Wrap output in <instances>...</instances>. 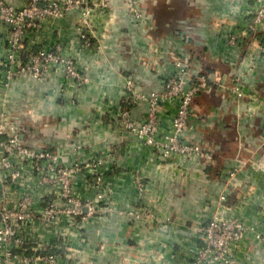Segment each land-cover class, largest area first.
<instances>
[{"label":"crops","instance_id":"crops-1","mask_svg":"<svg viewBox=\"0 0 264 264\" xmlns=\"http://www.w3.org/2000/svg\"><path fill=\"white\" fill-rule=\"evenodd\" d=\"M84 1L63 17L43 19L26 35L28 43L57 45L73 58L87 79L82 88L60 71L42 82L21 76L4 87L0 68V112L20 130L24 143L58 150L67 162H100L95 168L103 189L79 178L76 191L84 200L103 193L99 202L109 210L71 229L73 248L60 264H184L200 242L195 225L214 212L229 215L232 208L253 228L241 239L239 253L262 264L264 239L255 231L264 232V53L258 48L263 30L240 34L254 0H136L138 21L124 0ZM86 5L93 6L89 18L100 48L82 47L78 37L77 19ZM2 30L0 59L6 45ZM233 33L236 41L230 43ZM172 50L191 55V79L200 73L208 77V88L192 101L188 131L210 152L208 161L198 156L164 160L115 122L126 77L141 92L162 90ZM161 104L160 127L168 129L177 99ZM146 111L145 101L131 108L136 118ZM75 142L77 149L71 146ZM233 165L238 171L226 179L222 172ZM66 226L63 219L57 227ZM55 228L39 230L46 245L55 241Z\"/></svg>","mask_w":264,"mask_h":264},{"label":"built area","instance_id":"built-area-1","mask_svg":"<svg viewBox=\"0 0 264 264\" xmlns=\"http://www.w3.org/2000/svg\"><path fill=\"white\" fill-rule=\"evenodd\" d=\"M84 2L23 0V4L16 7L8 0H0V26L6 43L0 59L4 87L25 75L42 82L56 71L63 73L77 89L84 86L86 77L77 69L73 58L62 54L59 46L38 47L26 41L29 29L37 27L44 18L63 17L81 3L86 4ZM254 3L247 27L240 34L261 27L263 34L258 48L264 53V0H254ZM123 4L132 19L141 20L136 0H124ZM92 7L86 5L80 13L77 33L82 47L100 48L89 18ZM228 41H236L235 33ZM169 53L172 69L162 90L141 92L133 80L126 77L122 100L114 107L115 122L164 160L198 156L208 161L210 152L193 142L188 133L189 119L194 114L192 101L200 91L208 88V77L200 73L191 79V64L194 63L191 55L181 50ZM214 79L219 78L214 76ZM232 88L237 97H242L237 85ZM170 98H176L177 105L170 126L163 129L160 127L161 101ZM144 101L147 103L144 116L133 117L131 108ZM20 135V130L9 123L4 112H0V264H60V261L69 259V251L73 248L69 242L71 229H78L94 214L109 210L99 202L103 193L97 192L94 200H84L76 191L79 178L88 186L103 189L104 180L95 168L100 162H67L65 155L58 150L44 145L28 146ZM79 146L78 143L72 147L77 149ZM237 171L238 167L233 165L222 175L232 179ZM219 199L225 200V196ZM237 209L232 208L229 215L211 213L195 225L200 242L188 253L184 264H256L239 253L241 239L247 230L253 228L248 225L245 214ZM63 219L67 226L58 228ZM54 226L56 239L49 246L40 239L39 230L49 231ZM255 237L264 239V232L255 231Z\"/></svg>","mask_w":264,"mask_h":264},{"label":"rangeland","instance_id":"rangeland-1","mask_svg":"<svg viewBox=\"0 0 264 264\" xmlns=\"http://www.w3.org/2000/svg\"><path fill=\"white\" fill-rule=\"evenodd\" d=\"M49 18H50V16H49ZM44 19H46V18H44ZM108 115H109V114H108ZM75 144H77V142L72 143L71 146H75ZM94 215H96V214H94ZM94 215H93V216H94Z\"/></svg>","mask_w":264,"mask_h":264},{"label":"trees","instance_id":"trees-1","mask_svg":"<svg viewBox=\"0 0 264 264\" xmlns=\"http://www.w3.org/2000/svg\"><path fill=\"white\" fill-rule=\"evenodd\" d=\"M50 250L53 251V249H47L46 251H50Z\"/></svg>","mask_w":264,"mask_h":264},{"label":"water","instance_id":"water-1","mask_svg":"<svg viewBox=\"0 0 264 264\" xmlns=\"http://www.w3.org/2000/svg\"><path fill=\"white\" fill-rule=\"evenodd\" d=\"M22 136V134L20 135V137Z\"/></svg>","mask_w":264,"mask_h":264}]
</instances>
